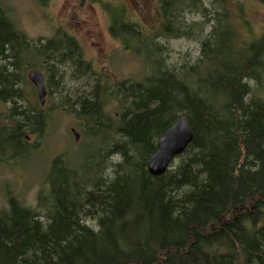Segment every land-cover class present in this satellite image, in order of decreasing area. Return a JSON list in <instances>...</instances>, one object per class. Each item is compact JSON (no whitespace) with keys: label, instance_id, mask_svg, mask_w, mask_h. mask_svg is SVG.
Here are the masks:
<instances>
[{"label":"trees","instance_id":"trees-1","mask_svg":"<svg viewBox=\"0 0 264 264\" xmlns=\"http://www.w3.org/2000/svg\"><path fill=\"white\" fill-rule=\"evenodd\" d=\"M206 2L160 0L161 36L200 32L195 63L169 66L150 42L152 73L117 83L94 74L74 39L34 44L0 8V102H12L14 124L0 125V151L23 150L26 131L41 134L47 124L38 108L17 106L18 64L29 58L45 66L50 100L64 88V74L53 80L56 65L73 79L90 78L88 95L56 100L55 109L88 126L90 156L76 167L53 161L45 218L9 199L0 211V264H264V36L239 40L228 0ZM188 11L203 23L188 24ZM122 14L112 16V35L145 42ZM111 102L119 117L105 113ZM182 117L194 141L155 178L148 166L159 140Z\"/></svg>","mask_w":264,"mask_h":264},{"label":"rangeland","instance_id":"rangeland-1","mask_svg":"<svg viewBox=\"0 0 264 264\" xmlns=\"http://www.w3.org/2000/svg\"><path fill=\"white\" fill-rule=\"evenodd\" d=\"M0 8L34 44L56 38V35L74 39L94 74L110 83L142 82L146 78L152 67V62L145 57V45L150 42L162 48V57L167 65L177 68L195 63L201 51L199 31L191 38L160 35L164 25L160 0H49L46 5L38 0H0ZM226 8L230 19L241 26L239 40L255 41L264 36L263 0H228ZM122 12L126 22L138 27L140 38L145 42L130 39V43H124L112 35V16ZM184 20L188 24L203 23L200 14L191 15L189 11ZM42 65L29 58L25 59L24 65L18 64L23 100H17V106L19 110L25 106L38 108L47 117V124L41 134L26 131L22 137L25 151L9 146L6 147L8 150L0 152V211L7 210L9 199L15 198L45 218L43 204L49 196L46 179L53 161L61 157L76 167L90 156V147L86 145L90 142L88 126L63 109L55 110L56 102H63L66 98L73 104L88 95L90 78L73 79L68 67L56 65L54 82H60L59 77L64 74L62 94L59 96L52 92L53 98H46L45 104L40 106L36 90L27 77L32 71L45 72ZM11 105L12 102H0L1 126L14 127L9 120ZM121 112L116 102L105 107V113L110 116L119 117ZM73 131L79 135L78 140ZM111 160L118 161L117 158Z\"/></svg>","mask_w":264,"mask_h":264},{"label":"water","instance_id":"water-1","mask_svg":"<svg viewBox=\"0 0 264 264\" xmlns=\"http://www.w3.org/2000/svg\"><path fill=\"white\" fill-rule=\"evenodd\" d=\"M28 79L36 88L40 104L43 106L46 102L47 91L44 77L39 72H32ZM76 139L79 135L73 131ZM194 141V134L186 118H180L168 129L160 138L158 143V152L151 159L148 170L150 175L155 178L164 176L176 158L184 154L188 147Z\"/></svg>","mask_w":264,"mask_h":264},{"label":"flooded vegetation","instance_id":"flooded-vegetation-1","mask_svg":"<svg viewBox=\"0 0 264 264\" xmlns=\"http://www.w3.org/2000/svg\"><path fill=\"white\" fill-rule=\"evenodd\" d=\"M32 72H35V71H32ZM32 72H30V73H32ZM29 73V74H30ZM40 73V72H39ZM43 77H44V75L42 74V73H40ZM29 76V75H28ZM27 79H28V77H27ZM28 81H29V79H28ZM44 82H45V79H44ZM29 83H30V81H29ZM31 84V83H30ZM32 85V84H31ZM33 86V85H32ZM34 87V86H33ZM45 87H46V83H45ZM34 89L36 90V88L34 87ZM46 90H47V88H46ZM36 94H37V98H38V93H37V90H36ZM38 101H39V99H38ZM40 102V101H39ZM27 138V137H26ZM0 152H3V151H0Z\"/></svg>","mask_w":264,"mask_h":264},{"label":"bare ground","instance_id":"bare-ground-1","mask_svg":"<svg viewBox=\"0 0 264 264\" xmlns=\"http://www.w3.org/2000/svg\"><path fill=\"white\" fill-rule=\"evenodd\" d=\"M152 158H153V157H152ZM171 166H172V165H171ZM171 166H170V167H171ZM169 169H170V168H169ZM148 171H149V170H148Z\"/></svg>","mask_w":264,"mask_h":264}]
</instances>
